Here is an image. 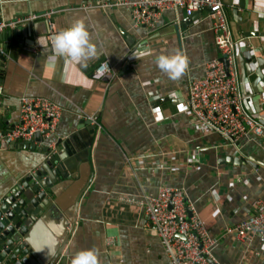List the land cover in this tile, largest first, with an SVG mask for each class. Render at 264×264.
<instances>
[{
    "label": "crops",
    "instance_id": "crops-1",
    "mask_svg": "<svg viewBox=\"0 0 264 264\" xmlns=\"http://www.w3.org/2000/svg\"><path fill=\"white\" fill-rule=\"evenodd\" d=\"M223 1L238 42L244 106L264 120V80L256 75L258 60H264V0H245L240 25L233 5L241 0ZM97 2L0 0V23L53 12L50 19L22 25L30 29L22 40L0 39V201L46 161L43 143L11 148L2 137L19 121L21 98L43 96L64 109L55 140L70 174L54 182L53 205L34 224L45 254L64 248L56 264H71L77 252L88 249L97 253L98 264H169L145 210L135 202L164 186L186 190L219 240L214 252L221 263L264 264L260 240L228 232L264 195V146L242 142L240 152L194 125L189 110L190 82L204 75L209 60L221 57L209 12L166 11L158 26L148 28L135 26L129 6L100 8ZM49 20L57 32L82 20L95 55L84 64L54 56ZM249 52L256 62L248 63L250 73L244 75L241 55ZM176 53L186 67L172 80L156 61ZM104 60L114 66L113 75L94 79ZM261 71L264 76V67ZM248 155L257 160L255 166ZM194 156L198 162L188 167ZM139 157H146L140 167Z\"/></svg>",
    "mask_w": 264,
    "mask_h": 264
},
{
    "label": "built area",
    "instance_id": "built-area-1",
    "mask_svg": "<svg viewBox=\"0 0 264 264\" xmlns=\"http://www.w3.org/2000/svg\"><path fill=\"white\" fill-rule=\"evenodd\" d=\"M119 6L131 8L135 26L148 28L158 26L166 11L184 10L192 13L204 8L210 9L209 16L213 20L216 46L220 56L226 57L228 65L221 57L209 60L205 64L204 75L190 82L188 102L190 113L193 115L192 123L210 133L219 134L240 152L242 142L264 146V120L249 112L244 106L240 89L238 42L233 38L225 1L98 0L96 4V7L100 8ZM51 14L53 12L1 22L0 33L45 16L50 19ZM49 21L52 53L54 56H59L54 46L58 32L55 23ZM113 72L114 66L109 60H104L95 69L92 77L104 79L113 75ZM63 111L60 104L47 97L23 96L18 123L2 137L8 142L18 140L36 143V134L40 133L43 139L40 143L49 146L52 152H57L55 135ZM247 158L249 161H254L249 155ZM144 159L146 157H139L135 161L136 166L143 165ZM198 160L197 156L191 157L187 166L193 167ZM135 202L145 210L151 230L158 235L164 246L169 264H235L221 263L217 259L214 251L219 240L209 232L205 220L196 211L193 202L189 201L183 187L164 186L157 195L145 194ZM228 232L235 233L239 239L251 241L257 238L264 245V195L256 200L253 213L230 225Z\"/></svg>",
    "mask_w": 264,
    "mask_h": 264
},
{
    "label": "water",
    "instance_id": "water-1",
    "mask_svg": "<svg viewBox=\"0 0 264 264\" xmlns=\"http://www.w3.org/2000/svg\"><path fill=\"white\" fill-rule=\"evenodd\" d=\"M229 2L232 4L231 0ZM244 2L245 0H241L238 5H233L234 19L239 25L242 24L239 8H245L246 3ZM204 9L210 12V9ZM29 34V27L18 26L0 33V39L4 36L5 39L11 40L12 36H17L22 40V36H29ZM23 42H27V40H23ZM14 44L17 45L16 40ZM241 56L243 58L242 70L244 75H247L250 73L248 63L256 62V59L251 56L250 52L243 53ZM4 58L5 55H2L1 59ZM221 59L228 65L226 57H221ZM258 62L260 67L256 71V75L264 80L261 71L264 67V60L259 59ZM259 93L256 91L255 96ZM84 122L89 124L91 121L84 120ZM35 141L36 143L9 141L8 145L11 148L34 147L43 141L40 133L36 134ZM44 147L46 161L38 169L21 179L1 200L0 264H56L63 252L64 248L61 247L55 253L45 254L36 243V232L34 231L36 216H44L53 205L49 190L52 189L54 182L70 175L64 168V155L58 151L52 152L49 146ZM48 156L50 157L47 158ZM256 161H250V163L255 166Z\"/></svg>",
    "mask_w": 264,
    "mask_h": 264
},
{
    "label": "clouds",
    "instance_id": "clouds-1",
    "mask_svg": "<svg viewBox=\"0 0 264 264\" xmlns=\"http://www.w3.org/2000/svg\"><path fill=\"white\" fill-rule=\"evenodd\" d=\"M54 46L60 55L80 64H84L96 53L94 45L90 42L89 32L82 20H77L70 27L58 32L55 36ZM156 63L159 69L172 80L179 79L186 67V60L179 53L160 55ZM71 264H98L97 253L91 249L81 250L74 255Z\"/></svg>",
    "mask_w": 264,
    "mask_h": 264
}]
</instances>
